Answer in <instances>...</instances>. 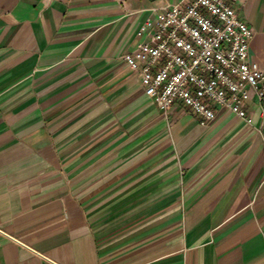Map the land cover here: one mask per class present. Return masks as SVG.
I'll return each mask as SVG.
<instances>
[{
	"label": "crops",
	"instance_id": "obj_1",
	"mask_svg": "<svg viewBox=\"0 0 264 264\" xmlns=\"http://www.w3.org/2000/svg\"><path fill=\"white\" fill-rule=\"evenodd\" d=\"M178 1L0 0V264H264L259 106L163 113L122 60Z\"/></svg>",
	"mask_w": 264,
	"mask_h": 264
},
{
	"label": "built area",
	"instance_id": "obj_2",
	"mask_svg": "<svg viewBox=\"0 0 264 264\" xmlns=\"http://www.w3.org/2000/svg\"><path fill=\"white\" fill-rule=\"evenodd\" d=\"M238 1L167 3L140 26L139 43L122 60L163 113L179 101L202 125L213 119L214 107L250 123L253 100L264 123V70L249 58L253 30L239 17Z\"/></svg>",
	"mask_w": 264,
	"mask_h": 264
}]
</instances>
